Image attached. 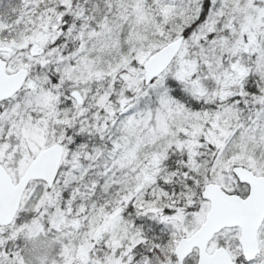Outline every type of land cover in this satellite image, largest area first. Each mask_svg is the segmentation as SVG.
<instances>
[{
    "label": "snow or ice",
    "instance_id": "1",
    "mask_svg": "<svg viewBox=\"0 0 264 264\" xmlns=\"http://www.w3.org/2000/svg\"><path fill=\"white\" fill-rule=\"evenodd\" d=\"M0 264H264V0H0Z\"/></svg>",
    "mask_w": 264,
    "mask_h": 264
}]
</instances>
